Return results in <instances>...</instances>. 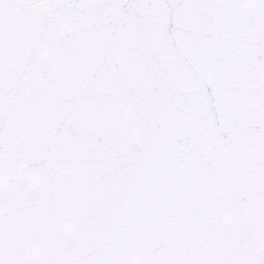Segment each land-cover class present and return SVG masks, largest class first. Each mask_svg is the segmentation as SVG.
Returning <instances> with one entry per match:
<instances>
[{"label":"snow or ice","instance_id":"1","mask_svg":"<svg viewBox=\"0 0 264 264\" xmlns=\"http://www.w3.org/2000/svg\"><path fill=\"white\" fill-rule=\"evenodd\" d=\"M0 264H264V0H0Z\"/></svg>","mask_w":264,"mask_h":264}]
</instances>
